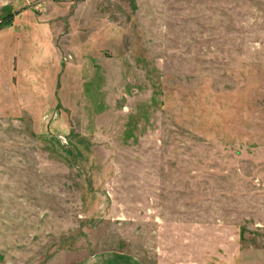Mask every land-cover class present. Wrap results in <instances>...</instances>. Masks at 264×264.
Returning a JSON list of instances; mask_svg holds the SVG:
<instances>
[{"label": "rangeland", "instance_id": "374dc122", "mask_svg": "<svg viewBox=\"0 0 264 264\" xmlns=\"http://www.w3.org/2000/svg\"><path fill=\"white\" fill-rule=\"evenodd\" d=\"M264 264V0H0V264Z\"/></svg>", "mask_w": 264, "mask_h": 264}, {"label": "crops", "instance_id": "0c3cea01", "mask_svg": "<svg viewBox=\"0 0 264 264\" xmlns=\"http://www.w3.org/2000/svg\"><path fill=\"white\" fill-rule=\"evenodd\" d=\"M134 259L125 253L104 251L90 255L80 264H137Z\"/></svg>", "mask_w": 264, "mask_h": 264}]
</instances>
